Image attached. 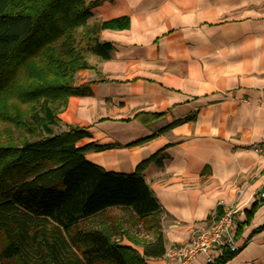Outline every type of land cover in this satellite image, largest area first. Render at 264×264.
<instances>
[{
  "label": "crops",
  "instance_id": "1",
  "mask_svg": "<svg viewBox=\"0 0 264 264\" xmlns=\"http://www.w3.org/2000/svg\"><path fill=\"white\" fill-rule=\"evenodd\" d=\"M123 16L128 27L100 31L112 57L81 71L92 94L68 98L61 127L90 133L78 147L107 145L85 156L108 171L134 173L162 150L142 173L166 252L222 201L238 207L240 246L225 264H264V153L252 148L264 132V0H102L89 20Z\"/></svg>",
  "mask_w": 264,
  "mask_h": 264
},
{
  "label": "trees",
  "instance_id": "2",
  "mask_svg": "<svg viewBox=\"0 0 264 264\" xmlns=\"http://www.w3.org/2000/svg\"><path fill=\"white\" fill-rule=\"evenodd\" d=\"M101 1L0 0V114L10 116L13 97L35 99L23 120L10 117L27 136L0 138V264H150L166 254L163 210L142 173L162 150L134 173H119L85 156L107 145L77 146L89 132L69 124L56 131L68 98L92 94L90 84L72 82L80 69L98 70L87 54L112 57L100 31L130 24L126 16L89 22ZM23 72L26 87L18 83ZM114 209L128 212L149 238L130 235ZM235 253L224 250L207 264H225Z\"/></svg>",
  "mask_w": 264,
  "mask_h": 264
},
{
  "label": "built area",
  "instance_id": "3",
  "mask_svg": "<svg viewBox=\"0 0 264 264\" xmlns=\"http://www.w3.org/2000/svg\"><path fill=\"white\" fill-rule=\"evenodd\" d=\"M252 148L264 153V132L259 142ZM244 193V189L237 191V201ZM264 197V188L261 192ZM222 211L213 210L205 225L193 228L188 239L172 246L167 252V264H193L200 254L206 256V261L214 262L224 250L237 252L240 248L237 242L238 207L224 204L221 201Z\"/></svg>",
  "mask_w": 264,
  "mask_h": 264
},
{
  "label": "rangeland",
  "instance_id": "4",
  "mask_svg": "<svg viewBox=\"0 0 264 264\" xmlns=\"http://www.w3.org/2000/svg\"><path fill=\"white\" fill-rule=\"evenodd\" d=\"M89 22H94V21L89 20ZM87 55L90 63L92 65L97 66L99 57L91 53ZM87 69H95V68H87ZM83 70L85 69H80L75 73L74 78L72 80L74 84H83V83H79V81L83 77L81 75V71ZM29 81L30 79L25 75L24 72L20 75L18 79V83L24 87H26ZM34 102H35L34 98L26 99L25 95L21 96L20 99H16V97H13L9 100L8 102L9 108L8 111L5 112L8 113L10 116L9 117L4 116L5 115L4 113L3 115L0 114V138L7 137L6 139H8L11 137L15 142L19 143L21 142L22 138L27 136V133L17 126L19 123L16 124L15 121L10 120V117L12 115L14 118H19V120H23L25 117L28 116V113L30 111V105ZM64 129H65L64 127L60 126L56 128V131L60 132ZM112 214L117 215L121 219L124 228L130 233V235L132 234L135 235L136 233H139L141 235L139 238H146V237L149 238L142 225H140L135 218H132L128 212H125L120 209H114L112 211ZM123 242L128 243L126 240H124Z\"/></svg>",
  "mask_w": 264,
  "mask_h": 264
}]
</instances>
